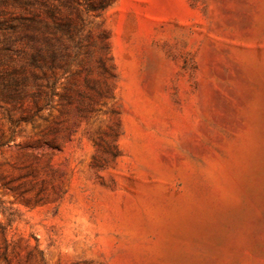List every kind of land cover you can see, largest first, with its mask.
Wrapping results in <instances>:
<instances>
[{"label":"rangeland","instance_id":"obj_1","mask_svg":"<svg viewBox=\"0 0 264 264\" xmlns=\"http://www.w3.org/2000/svg\"><path fill=\"white\" fill-rule=\"evenodd\" d=\"M0 264H264V0H0Z\"/></svg>","mask_w":264,"mask_h":264}]
</instances>
